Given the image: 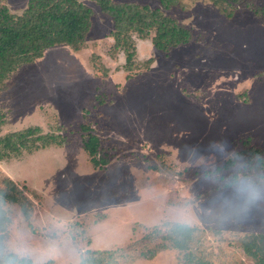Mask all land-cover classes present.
I'll return each instance as SVG.
<instances>
[{
    "label": "rangeland",
    "instance_id": "obj_1",
    "mask_svg": "<svg viewBox=\"0 0 264 264\" xmlns=\"http://www.w3.org/2000/svg\"><path fill=\"white\" fill-rule=\"evenodd\" d=\"M112 1L161 7L159 0ZM0 2L20 14L27 0ZM85 3L94 11L85 44L46 49L13 71L0 92V135L39 125L65 139L0 160L8 217L0 259L12 252L34 264H79L91 248L113 253L89 254L94 264L107 257L184 264V252L162 239L180 221L197 228V254L186 264H254L241 243L264 234V166H247L238 155L233 166L215 168L249 147L264 157V14L254 12L264 10V0L161 7L190 30V41L164 52L152 45L153 31L145 38L134 32L130 77L123 52L111 49L110 17L95 1ZM83 124L99 137L98 156L108 159L100 167L83 148ZM154 226L161 232L144 236ZM162 242L167 248L152 258L141 255Z\"/></svg>",
    "mask_w": 264,
    "mask_h": 264
},
{
    "label": "trees",
    "instance_id": "obj_2",
    "mask_svg": "<svg viewBox=\"0 0 264 264\" xmlns=\"http://www.w3.org/2000/svg\"><path fill=\"white\" fill-rule=\"evenodd\" d=\"M93 1L112 21L109 35L113 37L114 43L111 49L123 52L124 64L122 67L128 72L126 77L131 76V71L136 66V47L132 35L134 32L140 38H145L153 31L152 45L164 52L190 41V30L180 25L175 18L165 14L161 9V7L169 8L176 0H159L161 7L155 8L131 1ZM213 1L219 2V0ZM254 12L264 14L263 9L255 8ZM93 15V9L85 3V0H27L25 8L20 14L12 13L7 5L0 2V92L4 89L5 80L13 71L23 64L33 62L36 58L41 57L46 49L59 45H70L74 49L83 46L92 29ZM91 60L93 61V58ZM151 62L152 59L148 58L146 67H149ZM5 122L6 113L0 109V129ZM81 128L88 132L83 139V148L92 165L100 167L106 164L107 157L98 156L99 137L93 132L89 133L88 125L83 124ZM53 132L44 133L41 126L29 125L0 135V160L17 157L24 151L30 153L40 147L52 144L63 145L64 137ZM249 138L250 136L247 137L245 143L248 144ZM238 155H244L247 166H264V157H260V150L249 147L237 151L234 157H228L215 170L220 171L224 167L233 166ZM232 181H234L233 177ZM5 197V191L0 189V202ZM7 221L8 217L0 205V232L4 230ZM196 229L188 223L177 221L171 223L167 232L162 235V239L170 241L173 248L184 252V264L190 263V255L196 252L191 248L192 235ZM160 232L161 229L154 226L144 236ZM157 246L158 248L152 247L142 251L141 255L150 259L155 255L157 249L167 248L168 245L162 242ZM241 247L245 254L254 260V264H264L263 233L251 235L249 239L241 243ZM85 252L88 255L83 257L79 264H94L95 260L89 254L107 253L109 256L113 254L110 250L91 248H86ZM107 258L106 263H103L102 259L98 262L115 264V262H109V257ZM0 262L34 264L29 257H18L12 252L5 253ZM45 264H53V262L48 260ZM201 264L213 263L210 259H204Z\"/></svg>",
    "mask_w": 264,
    "mask_h": 264
},
{
    "label": "clouds",
    "instance_id": "obj_3",
    "mask_svg": "<svg viewBox=\"0 0 264 264\" xmlns=\"http://www.w3.org/2000/svg\"><path fill=\"white\" fill-rule=\"evenodd\" d=\"M241 183L243 184L244 182L243 181H241ZM260 193H258L255 189H253L252 191H251V195H253V196H256V195H259Z\"/></svg>",
    "mask_w": 264,
    "mask_h": 264
}]
</instances>
